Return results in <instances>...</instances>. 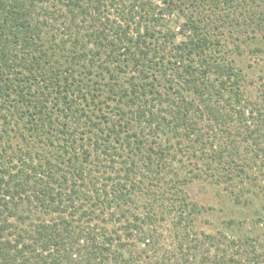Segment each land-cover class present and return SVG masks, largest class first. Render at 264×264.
Returning <instances> with one entry per match:
<instances>
[{"label": "trees", "instance_id": "16d2710c", "mask_svg": "<svg viewBox=\"0 0 264 264\" xmlns=\"http://www.w3.org/2000/svg\"><path fill=\"white\" fill-rule=\"evenodd\" d=\"M261 40L264 0H0V264H264V217L209 232L186 192L264 196L228 50Z\"/></svg>", "mask_w": 264, "mask_h": 264}, {"label": "rangeland", "instance_id": "374dc122", "mask_svg": "<svg viewBox=\"0 0 264 264\" xmlns=\"http://www.w3.org/2000/svg\"><path fill=\"white\" fill-rule=\"evenodd\" d=\"M261 41L259 44L242 45L240 53L235 50L234 45L231 44L228 47V50L233 51L236 65L246 75V91L253 101H260L262 92H264V40ZM257 47L263 49V53H256ZM186 192L191 202L201 209L202 218L207 223L205 228L209 232L225 230V222L232 219H247L249 221L250 218H256V214L264 217V196L255 198L251 206H238L224 187L202 180H197L189 185ZM247 227L248 232H251L252 225ZM262 228L264 230V227Z\"/></svg>", "mask_w": 264, "mask_h": 264}]
</instances>
